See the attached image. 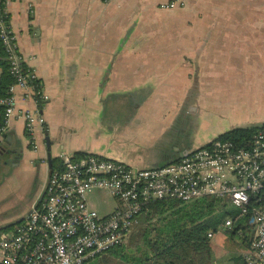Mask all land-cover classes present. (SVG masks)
Here are the masks:
<instances>
[{"label": "crops", "instance_id": "0c3cea01", "mask_svg": "<svg viewBox=\"0 0 264 264\" xmlns=\"http://www.w3.org/2000/svg\"><path fill=\"white\" fill-rule=\"evenodd\" d=\"M169 1H7L19 51L47 99L16 91L18 108L40 112L45 125L37 148L19 117L0 141L12 150L0 166V202L6 190L12 204L18 192L24 198L0 231L39 201L48 156L96 154L154 168L264 124V0L162 8Z\"/></svg>", "mask_w": 264, "mask_h": 264}, {"label": "built area", "instance_id": "2783aa9c", "mask_svg": "<svg viewBox=\"0 0 264 264\" xmlns=\"http://www.w3.org/2000/svg\"><path fill=\"white\" fill-rule=\"evenodd\" d=\"M7 1L0 0V40L15 83L10 95L0 97L4 109L0 141L12 119L19 117L24 119L36 147L35 133L44 127L45 118L38 111L18 108L16 91L33 90L42 101L47 97L33 71L25 68ZM189 1L170 0L162 8H183ZM91 189L110 194L117 203L114 210L100 215L92 209L86 198ZM204 198L228 203L239 213L236 219L227 218L222 229L208 237L215 238L244 218L253 228L252 242L244 253L246 262L264 264V124L243 144L218 138L154 168H137L96 154L63 152L49 171L43 198L14 229L0 234V264H87L126 244L150 202L176 200L187 204Z\"/></svg>", "mask_w": 264, "mask_h": 264}, {"label": "trees", "instance_id": "16d2710c", "mask_svg": "<svg viewBox=\"0 0 264 264\" xmlns=\"http://www.w3.org/2000/svg\"><path fill=\"white\" fill-rule=\"evenodd\" d=\"M0 68V97L5 98L10 95L15 78L1 40ZM25 68L28 67L25 65ZM0 108L4 113L3 107ZM3 123L2 119L0 127ZM256 130L237 129L219 138L243 144ZM238 214V210L230 204L213 198L187 204L176 200L152 201L141 214L142 225L130 236L129 245H123L87 264H247L240 252L217 256L213 239L208 237L210 232L218 233L227 218L236 219ZM13 227L4 228L0 234ZM224 233L245 248L253 239V228L244 218L237 219L234 227Z\"/></svg>", "mask_w": 264, "mask_h": 264}, {"label": "rangeland", "instance_id": "374dc122", "mask_svg": "<svg viewBox=\"0 0 264 264\" xmlns=\"http://www.w3.org/2000/svg\"><path fill=\"white\" fill-rule=\"evenodd\" d=\"M3 174L4 173H0V183H4L5 181ZM10 198H11V195H9L6 190L3 200L2 202H0L2 203V207L0 208V222L2 220H5L7 217H9L11 215L10 212L17 211L18 209L21 210L23 208L24 198L20 192H18L17 194V203L15 204L10 203L9 202ZM86 198H87V201L90 207L96 210L100 215H105V214L112 212L117 204L116 200L110 194H108L105 191H99L96 189L88 190L86 193ZM141 219H142V216L140 215L138 217V224L134 226L132 230V234L138 229V227L139 228L141 227L142 225L140 223ZM212 241H213L212 242L213 247L217 246V248H219L218 249L219 252L222 250H227V251L230 250L232 252L235 250L234 252H236L238 251V249H240V246H241L237 244L236 242H234L233 240H231V238H229L225 233L216 235ZM129 243L130 241L128 240L127 243L124 245L127 246L129 245Z\"/></svg>", "mask_w": 264, "mask_h": 264}, {"label": "water", "instance_id": "95a60500", "mask_svg": "<svg viewBox=\"0 0 264 264\" xmlns=\"http://www.w3.org/2000/svg\"><path fill=\"white\" fill-rule=\"evenodd\" d=\"M6 137V134L3 135V138ZM48 141V140H47ZM9 146V147H8ZM7 147L10 149V145H8ZM6 147V148H7ZM6 148H0V166L3 164L4 162V159L6 157V150H9V149H6ZM12 150H9V152H11ZM48 162H49V168L51 169L52 166H53V160H52V157L51 156H48Z\"/></svg>", "mask_w": 264, "mask_h": 264}, {"label": "flooded vegetation", "instance_id": "af4514ba", "mask_svg": "<svg viewBox=\"0 0 264 264\" xmlns=\"http://www.w3.org/2000/svg\"><path fill=\"white\" fill-rule=\"evenodd\" d=\"M6 152H7V154H6V157H5V159H4L3 164L8 162V159H7V161H6V158L9 157L8 155L11 154L12 151L9 152V150H6ZM43 196H44V190L40 193V195H39V197H40L39 200H41V199L43 198Z\"/></svg>", "mask_w": 264, "mask_h": 264}]
</instances>
